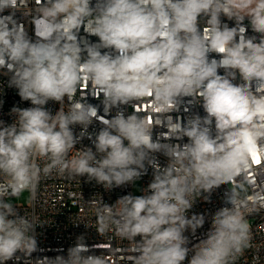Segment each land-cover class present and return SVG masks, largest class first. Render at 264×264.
Masks as SVG:
<instances>
[{
	"label": "clouds",
	"instance_id": "clouds-1",
	"mask_svg": "<svg viewBox=\"0 0 264 264\" xmlns=\"http://www.w3.org/2000/svg\"><path fill=\"white\" fill-rule=\"evenodd\" d=\"M17 11L18 0H0V72L32 106H14L12 124L0 121V264L37 250L35 227L43 223L20 215L12 199L35 190L42 174L86 176L112 190L135 183L148 167L153 179L142 195L112 205L101 197L89 201L98 233L114 231L129 241L134 264H184L185 232L195 234L205 223L203 214L187 215L195 199L246 172L253 152L264 155V0H39L34 37ZM249 27L259 36H248ZM81 28L98 42L80 38ZM86 84L93 96L102 94L106 114L117 109L111 119L99 117L83 93L76 98ZM146 97L165 118L162 137H187V143L153 139L154 125L135 111ZM184 97L206 115L186 122L166 115ZM49 101L60 104L55 114L45 107ZM123 105L134 111L126 115ZM94 119L103 127L88 134ZM86 135L94 150L76 148ZM158 152L168 158L164 167ZM225 203L231 206L211 217L188 264H235L251 246L249 202L233 188ZM89 251L78 237L66 255L34 264H107Z\"/></svg>",
	"mask_w": 264,
	"mask_h": 264
},
{
	"label": "built area",
	"instance_id": "built-area-1",
	"mask_svg": "<svg viewBox=\"0 0 264 264\" xmlns=\"http://www.w3.org/2000/svg\"><path fill=\"white\" fill-rule=\"evenodd\" d=\"M39 0H18V11L15 18L19 23L23 24L30 36L34 37L33 25L31 23L35 9L38 6ZM93 5L96 0H92ZM6 10L2 15H7ZM222 22L227 23L229 27L234 26L235 22L228 20L226 17H221ZM248 24L247 19L244 21ZM248 36L259 34L253 33L249 27L246 33ZM79 37L87 39L92 43L98 42V37L87 34L83 28L79 33ZM104 51V50H102ZM211 58L219 59L215 53L210 54ZM219 74H223V69L219 70ZM9 76L0 72V121L5 124H12L15 116L11 114L10 110L15 106L19 108L31 107L30 101H22L18 95V90L8 85ZM239 77L234 83H239ZM81 93L87 103L92 104L98 109V116L105 119H111L117 109L106 114L103 110V96L102 94L97 98L93 96L91 85H83L78 90L77 99L81 98ZM191 97H184L179 107L166 115H170L173 120H180L186 122L190 116L199 114L201 117L205 116L202 105L199 103L188 104L187 101ZM199 100V98H196ZM69 101L65 98L64 106L67 110ZM52 114L59 110L60 104L58 102L49 101L45 106ZM125 114H131L134 109L131 105L121 106ZM151 109V98L146 97L142 102H137L135 111L143 116L150 124L154 125L153 139L156 140L161 136V143L184 144L188 142V138L182 139L169 138L164 139L163 133L167 132L164 125V117L153 112ZM160 126H155L159 124ZM103 127L100 120L94 119L93 123L87 129L88 134L98 132ZM80 126L76 125L73 129L74 134H79ZM82 147H93L87 135L76 145L77 149ZM94 150V147H93ZM75 151V150H74ZM73 153H70L71 156ZM260 156L261 163L259 165L253 163L251 160L250 167L246 172L238 174L230 183L222 184L215 188L210 194L203 193L200 197L195 199L193 206L188 210L187 215L192 214L205 215V223L203 227L197 229L195 234L190 230L185 232L189 239L187 247L190 249L188 257L184 264H188V259L192 255L191 249L193 246L206 238V233L211 227V217L214 213L222 207H230L231 205L225 203V195L230 189L238 191L248 202L250 212L246 219L251 227V246L246 249L243 254L236 260L235 264H264V155L257 153ZM157 161L161 167L168 163V158L163 152L155 153ZM37 163L44 164L43 160L38 159ZM2 179V178H0ZM153 179V169L147 168V173L143 175L135 183L122 185L113 188L112 190H105L100 184L94 180L88 181L86 176L75 177L68 174L60 175L55 171L48 176L41 175V179L37 184L35 190L31 191V199L27 203L18 202L17 211L20 215H25L27 218L38 224L35 227V238L37 240V250L31 254L30 257H24L23 254L17 253L19 259H13L6 262V264H28L31 260L34 262L38 259L54 258L57 255H66L68 248L73 246L78 237H83L85 245L89 248V254L101 255L103 254L107 264H134L135 253L131 251L129 241L119 238L114 231H109L104 234L98 233L97 218L92 210L89 201L99 200L102 198L103 203L112 205L118 198L132 194L142 195V189ZM140 183L139 191L135 190L137 183ZM208 199L205 200L204 197ZM139 239V237H137Z\"/></svg>",
	"mask_w": 264,
	"mask_h": 264
},
{
	"label": "rangeland",
	"instance_id": "rangeland-1",
	"mask_svg": "<svg viewBox=\"0 0 264 264\" xmlns=\"http://www.w3.org/2000/svg\"><path fill=\"white\" fill-rule=\"evenodd\" d=\"M139 188H140V183L138 182L137 185L135 186V190L139 191ZM30 199H31V191L30 192L26 191V192L22 193L18 199L13 198L12 202L14 204L18 203V202L27 203L30 201Z\"/></svg>",
	"mask_w": 264,
	"mask_h": 264
},
{
	"label": "snow or ice",
	"instance_id": "snow-or-ice-1",
	"mask_svg": "<svg viewBox=\"0 0 264 264\" xmlns=\"http://www.w3.org/2000/svg\"><path fill=\"white\" fill-rule=\"evenodd\" d=\"M252 159H253V163H255L257 165H259L261 163L260 156L256 152L252 153Z\"/></svg>",
	"mask_w": 264,
	"mask_h": 264
}]
</instances>
